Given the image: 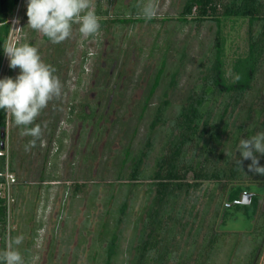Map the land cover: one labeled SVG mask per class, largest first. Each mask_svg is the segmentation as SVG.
Masks as SVG:
<instances>
[{"label":"rangeland","instance_id":"1","mask_svg":"<svg viewBox=\"0 0 264 264\" xmlns=\"http://www.w3.org/2000/svg\"><path fill=\"white\" fill-rule=\"evenodd\" d=\"M103 1L106 6V0ZM145 1L147 2V0H141L140 3L135 1L136 3L134 2V4L140 5L139 8L142 10ZM154 1L153 3L151 0L154 5V11L150 17H139L136 23H134L135 19H131L130 17L128 18V21L130 20V22H132L130 25L111 24L107 29L99 32V37L97 36V38L96 36H90L87 37L85 41L84 39L86 38L81 37L78 31V25H72L70 35L74 38L78 37V41L73 39L70 42L75 49V53L71 55L70 65L64 66V63H60L55 69V75L62 85L61 94L59 96H53L33 121V123L41 126V136L36 140L35 147L25 151L24 146L32 137L21 136L20 128L13 123L11 112H7L5 154L7 155L6 158L9 168L15 172L18 181L23 182L18 184L16 188V192L19 193L16 206L19 205L21 198H24L23 208L14 211V213L12 212L8 217V234L10 232L12 237H15L17 234L23 235L21 244L15 246L20 250L23 257L25 253L21 250V246L23 247L30 237V235H28L29 228L26 227L28 219L24 206L29 197H31V190L26 192L28 185H25V183L28 181H41L42 179H59L60 182H62L61 184H48L51 187L46 190L47 193L49 191L51 192L52 197H56L58 194L63 195L70 192L72 188H70V186L74 185V180L84 179L88 181L87 183L90 182L92 184L94 182H102L103 184H99L95 188V190L98 191L96 204L94 206H88L85 210L79 208L80 211L78 212L74 224L82 231L90 230V232L87 233V239L89 237L94 238L95 235L98 238L99 236H103L99 233L101 232V228L98 226V223H100L105 215L107 216L104 210L110 206V202L104 206V198L108 193L110 185H107V183H118L120 181L126 183L129 181L133 163L137 160L140 152L147 149L146 143L149 138L154 140V144L149 151V155L143 159L140 165L145 175L153 174L156 158L163 150L165 151L163 146L166 140L167 128L171 127L176 115L186 103L189 93L200 83L201 76L204 73L203 64H207V60L212 54V48L218 30L221 29L226 37V59L229 64L235 57L247 50L249 31V23L247 20L242 18L221 17L219 21L214 18H207L203 22H198L194 20L193 16H187V21L185 22L183 20L184 16L182 15V11L186 0ZM94 5L95 0H91L93 9ZM128 11L129 8H125L123 12L127 13ZM25 12V0H20L16 13L12 17L15 24L12 26L6 44L15 45L20 43L22 33L19 32L18 29L20 25L23 24L25 25V28H23V30H25L23 37L28 34L26 41L37 48L41 59L48 64V61H45V59L48 60V55H50L52 51L61 54L63 50H60V47H63L62 44H64L65 40L60 43H54L53 50L50 51V45L52 43L48 40L46 41L41 33L28 27ZM140 15L142 16V14ZM126 33L128 34L124 40ZM29 36L31 37L29 38ZM121 42L123 43L121 44ZM113 45L115 49L111 51L110 48ZM118 46H120V51L117 49ZM108 48L110 50L106 52L104 56L105 60H109L107 61V66L109 67L111 61L117 58L116 71L121 72L124 76L122 78L124 87L119 94L115 95L112 106H119V112L116 118L121 119L122 117V127L126 128V131L122 134H118L115 131L117 129L115 127L118 125L114 124V127L112 125V133H110L108 141L118 140V143L115 144L116 149L111 151L113 154L112 157L109 156L110 150L107 148V150H104V153H102L103 156L98 164L96 175H93L91 172L93 167L91 163L86 167V171L84 169L81 173H78L75 172L74 169L73 171L69 168V164L72 161L69 160L70 150L68 149H70V143L73 144V140L79 129V121H69L67 118L68 113L71 111L69 108L75 107V105L79 103V109L80 101L87 99L88 93L92 91V89L101 92L103 91L101 87L104 84L111 86L116 82L115 78L110 80L107 76L101 78L103 73H99V75L95 76V72L98 71L103 60L102 52ZM81 49L85 52L87 51V53H94L93 56L89 55V71L84 73L80 69L81 66L79 62L81 55H85V52L81 53ZM55 52L52 53V60L56 56ZM56 62L52 64L55 65ZM108 67L103 71L104 73L108 72ZM161 67H163V74L160 76V81L153 91L150 92L156 72ZM17 71L18 69H10L8 67V60L3 54L0 77H14ZM92 80L97 81L94 87H91ZM120 80L121 76L119 78V81ZM135 88L136 92L134 95ZM107 96V93L104 92L103 98L106 99ZM222 99L223 96L220 95L217 104L214 106L211 117L212 123L215 119L214 113L216 109L221 108L220 103ZM165 100L171 103L170 107L165 112L166 121L164 123H156V125L153 126L152 124L158 115V107ZM129 102L131 106L127 110L126 105H128L127 103ZM144 104H146V107L143 109ZM228 114H231L229 122H235V126L245 124V131L249 128H255V131H264V125H262L264 124V61L257 74L256 80L253 82V88L237 105H235V107L233 104L231 105ZM230 129H233V131L235 130L232 125ZM64 132L66 133L65 138L68 146L63 149V152L57 155L56 149L60 146L59 140ZM89 134L88 132L85 134L81 132L80 136L77 137V142H79V144L81 143V145H78L80 148L82 147L84 151L83 159L81 160V164L83 165L87 163V158H89L88 151L91 149L88 139ZM207 135L208 134H206V136ZM241 137L245 138L244 135ZM222 139L226 142L225 153H227L231 149L233 135L228 136L225 134L222 136ZM201 145L202 143L198 145L194 143L190 146L188 149V157L194 155L198 158L202 152ZM125 147L130 150V157L126 163L122 164L124 158L122 151H125ZM219 148L217 150L218 152ZM60 155H62V158H60L61 161H59L60 164L58 166H56L57 164H51L56 160L57 156ZM256 155L259 164L264 165V155ZM216 157L217 156H215V160ZM221 163L220 161L219 164ZM249 163L250 160H247L245 164L246 175L242 183H240V186L244 191L247 190L257 194L255 197H264V179H261L259 175L248 170L247 165ZM93 172H96V168H94ZM187 177L190 180L193 176L192 174H188ZM151 181L149 176L144 177L138 182V186L135 187L134 193H130L131 197H133V195L135 196L130 200L131 220L127 225L124 223L120 225V227L123 228L120 236V247L123 250H126L130 244H134V240L131 242L134 235L133 221L140 215L141 206L145 200L148 201ZM61 185H66V189L64 190ZM31 187L36 189L39 187V184L32 185ZM84 189L83 194L86 195V190L88 189L89 191V189H91L92 191V186L85 187ZM222 191L221 185H217L212 181H204L201 189L189 196L190 201L187 202V206L191 207L193 201L196 203L195 208L192 210V215L187 212L183 220L187 223L185 230L190 234L187 240L184 241L183 239L182 246L185 244L186 247H188V243L191 242L192 231L195 229V226H197L199 218L202 217L203 210L207 207L206 204L210 201L212 192H214L213 201H211L209 211L206 214L207 216H205L207 219L204 224L205 227H207L209 223L208 218L214 213L216 203ZM255 199L248 204H233L227 207L226 215L224 216L225 223L222 227L217 228L220 229V231L221 229L224 230L227 233V238L224 240V244L222 237L214 236L212 238L215 240V244L209 252V264H242L234 253L240 257L248 247L249 242L243 240L237 245L235 240L238 238L236 236L231 237V234L234 231H243L246 233L253 228V219H255L257 213L260 211L261 204V202H257ZM224 202L225 201H223L222 206ZM219 214H221V210ZM125 218L129 219L126 216ZM85 219H88L86 227V223H84ZM178 229L180 228H176V230ZM67 232L68 231H66V233ZM57 235L60 236V233L58 232ZM184 235L185 231L182 235L183 238H185ZM202 237L201 235L199 236V242L203 240ZM208 241L209 239L203 241V247L207 246L208 248V244H210ZM55 245L57 246V244ZM85 247H87L86 244ZM235 247H237V249ZM63 248L64 247L61 248L58 257L54 259L56 264H60L61 260L62 264H70L69 257L71 256L70 251L73 249V246H69L70 250L68 249L69 251L66 256L63 254L64 252H62L64 250ZM80 250L81 249L76 253L72 250L73 264L98 263L96 261L97 259H95V250H93L92 253H88L87 250H81L82 252ZM41 256V253H30L29 260L36 264ZM61 257L64 258L61 259ZM118 263L119 262L116 264Z\"/></svg>","mask_w":264,"mask_h":264},{"label":"flooded vegetation","instance_id":"2","mask_svg":"<svg viewBox=\"0 0 264 264\" xmlns=\"http://www.w3.org/2000/svg\"><path fill=\"white\" fill-rule=\"evenodd\" d=\"M135 1L136 2L138 1L137 3L141 2V0H106L107 5L105 6L103 0H95L94 11L98 18L99 30L93 36H96V38L97 36L99 37L98 35L99 32H102L104 29H107L108 26L111 24L112 25L113 24L130 25L132 23L130 22V20L128 21V18L130 17L131 19L132 18L135 19L134 23L138 21L139 17H142V18L146 17L143 14L142 10L139 8L140 5L134 4ZM152 1L153 3L155 2L154 0ZM145 3L146 1L144 2V4ZM125 8H129V11L127 13L123 12ZM140 14H142V16ZM23 28H25V25L22 24L20 25L18 29V31L22 33V38L20 39V43L27 42L26 38L28 34L23 37L24 31H25L23 30ZM127 34L128 33L125 34L124 40ZM30 37L31 36H29V38ZM42 37L46 41L47 40L50 41L46 36L42 35ZM77 38L78 37H75V38L72 37V35L66 38L64 44H62L63 47L62 46L60 47V50H63L62 53L60 51L61 54H58L55 51H52L54 43L50 41V43H52L50 45L51 46L50 51L52 52L49 51L50 55H48L49 56L48 60L45 59V61H48V64L54 66L55 69L58 67V64L60 63H64L63 64L64 66L70 65L71 55L75 53V49L73 48V45L70 42L73 39L78 41ZM84 40L86 41L87 38ZM122 43L123 42H121V44ZM119 48L120 46H118L117 48L120 51ZM110 49L111 51H113L115 49V46L113 45ZM110 49L108 48L107 50L102 52L103 60L101 62L100 68L98 69L97 72H95V76L99 75V73H103L101 75V78H103L104 76H107L109 80L112 78H115L116 82H114L111 86L107 84H104L103 86L100 85L102 86L101 89H103V91L101 92L96 91L95 89H92V91L88 93L87 99L80 101L79 109H78L79 103H77L75 107L69 108L71 111L68 113V117H67L68 120L69 121H72V120L79 121V129L75 135L73 144L70 143V149H68L70 150L69 160L72 161L69 164L70 165L69 168L71 170L74 169L75 172H78V173L79 172L81 173L84 169L86 171V167L91 163L93 165L91 172L93 175H96L98 164L103 156L102 153H104V150H107V148L110 150L109 156L112 157L113 154L111 153V151L116 149L115 144L118 143V140L108 141L110 133H112V128H111L112 125L113 127H114V124L118 125L115 127L117 128L115 131L118 134H122L124 131H126V128L122 127L123 126L122 124L123 121L121 122L122 117L121 119L116 118V115L119 112V106L118 105L112 106V103H114L115 95L119 94L120 91L124 87L122 83L123 82L122 78L124 76L122 75L121 72L116 71L117 62H118L117 58L111 61V64L109 65V67L107 66V63H108L107 61L109 60H105L104 56H105V53L108 52ZM54 52L56 53V56L54 55L55 58L52 60V55H53L52 53ZM83 52L85 51L81 49V53ZM89 55L93 56L94 53L93 52L87 53L86 51L85 55L83 54L81 55L79 62L81 66L80 69L82 70L83 73L89 71V66H88L90 62ZM55 62H56L55 65L52 64ZM107 67L109 68L107 69L108 72L104 73L103 71L106 70ZM162 74H163V67H161L156 72L155 80L153 82V86L150 92H152L155 86L159 83L160 78H161L160 76ZM120 76H121V80L119 81ZM96 83H97L96 80H92L91 87H94ZM104 92H106L108 95L106 99L103 98ZM135 92H136V88L134 89V95H135ZM165 102L166 100L163 101V103L158 107V115L152 124L153 126H155L156 123H164L166 121L165 112L168 110L171 103L168 107H166L167 105ZM127 104L128 105H126V107L128 110L131 106L130 105L131 103L129 102ZM145 107H146V104L143 105V109ZM162 109L164 111V122L159 119ZM216 112H217V109L214 113V118H215ZM6 124H7V120H6ZM168 129L169 128H167V131ZM81 132L82 134H85L87 132L90 133L88 139L90 141L89 144H90L91 149L88 151L89 158H87V161H86L87 163L85 165L81 164L84 151L82 150V147L81 148L79 147L81 143L79 144V142H77V137L80 136ZM65 134L66 133L64 132L61 139L59 140L60 146H58L56 149L57 155L63 152V149H65L68 146L67 140L65 138ZM108 142H109V145H108ZM153 144H154V140L152 138H149L146 143L147 149L144 151H141L137 157V160L133 163L132 171L129 175L128 182L124 183L120 181L118 183H114V182L107 183V185L109 184L110 185L108 188V193L104 198V203H105L104 206H106L108 202H110V206L104 210V213H106L107 216L105 215V217L101 219L100 223H98L99 224L98 226L101 228V232L99 233L103 235V236H99V238L96 237L95 235L94 238L89 237L87 239V233L90 232V230L82 231L81 229H79V227L75 226L74 222L76 221L78 212L80 211L79 208L85 210L86 208H88V206L90 205L94 206L96 204L98 191L95 190V188L99 184H103L102 182L101 183L94 182L92 184L90 182L87 183L88 181L84 179L74 180L75 183L73 186H70V188L72 187L70 192H68L67 194H63V195L58 194L56 197L55 196L52 197L51 192L49 191L47 193L46 190L50 189L51 187L48 184H61L62 182H60L59 179H55V178L42 179L41 181H36V182L28 181L27 183H25V185L30 186V187L27 186L26 192L28 190L29 191L31 190V194H30L31 197H29V199L26 202V205L24 206L26 216L28 219L26 227L29 228L28 235H30V237L27 243H25L23 247L21 246V250H23V252L25 253L24 259L27 262V264H35L29 260L30 253H35V254L41 253L42 254L40 260L36 264H56L54 262V259L58 257L61 248L64 247L63 248L64 250L62 252H64L63 254H65L66 256L67 252L70 250L69 248L70 245L73 246L72 250L75 251V253L79 249L87 250L88 253H92L93 250H95L94 252L96 253L95 259H97L96 260L98 262L97 264H116L117 262H119L118 264H132L137 256L138 246L141 244V241H142L143 229L146 226V222H147V210H148V206L150 205L151 199H152L151 191H152L153 180L151 179V175H145L143 173V169L140 163H142L143 159L149 155V151L153 147ZM164 145H165V142H164ZM124 150L125 151H122L124 155L122 164L126 163V161H128L130 157V150L127 147H125ZM60 158H62V155L57 156L56 160H54L53 163L51 164H54V165L57 164L56 166H58L60 164L59 161H61ZM94 168H96L95 173L93 172ZM188 174H192V172H189ZM146 176H149V178L152 180L151 185H150L151 188L148 194V201L145 200V202L141 206L140 215L136 217V219H134L133 221L134 235L131 239V242L132 240H134V244H130V246H128L126 250H123L120 247L121 246L120 236L123 231V228H121L120 225L122 223L127 225V223L130 222L131 220L130 219V216H131L130 200H132V198L135 197L134 195L133 197H131L130 193H134L136 189L135 187L138 186V182H140V180ZM186 179H187V182L194 183V181L192 179L189 180L187 176H186ZM21 183L23 182H19L18 177H17L16 182L13 187L14 202L11 207L10 214L12 212L14 213V211H18L21 208H23L22 205L24 202V198H21V201L18 207L16 208V205H17L16 200H17V196L19 195V193L16 192V188L18 184H21ZM36 184L37 185L39 184V187H37L36 189L31 187L32 185H36ZM88 186H92V191L91 189H89V191L87 189L86 190L87 193L85 195L83 194L85 190L84 188L85 187L87 188ZM61 187H63L64 190L66 189V185H61ZM199 189L200 187H197V188L192 187L188 191L182 192V195L186 196V199H185L186 203L190 201L189 196L192 193L198 191ZM248 194H251L252 196L250 203L253 202L255 198L257 202H261L260 211L257 213V216L255 217V219H253L254 224H253L252 229H250L246 233H244L243 231H238V232L234 231L231 234V237L236 236L238 238L237 240H235L236 242L234 241L235 243H237V245L243 240H247L249 242L248 247L240 255V257L235 253L234 255H236V257L240 259L242 264H264V197H261V198L255 197L257 196V194H255L254 192L247 191V190L246 191L242 190L239 195V198L236 199L234 202H228V201L224 202L225 206L222 208L221 214L219 216L220 221L218 220V223H214L213 225H211V228H210V224L213 219L214 213L212 214V216L208 218L209 223L207 227H205V224H204V222L207 219V217L205 216L207 215L204 216L203 214L202 217L199 218V222L197 226H195V229L192 231V235H191L192 240L191 242L188 243V247H186L185 244L182 246L183 239L184 241L187 240L190 234L187 230L184 229L185 238L181 240L180 246L177 248V251L180 252L182 250H188L189 253L190 252L192 253L191 258L188 260L189 264H209L208 262L209 252H210V249H212V246L215 244V240L212 239L213 236H210L208 238L209 239L208 243L210 242V244H208V248L207 246L203 247L204 239L202 238L203 240L199 242L200 240L199 237L195 236L199 228L198 226L200 222L202 221V218L204 217L203 232L212 231L213 235L217 233L219 237L223 238V244H224L225 243L224 240L227 238V233L224 230L221 229L220 231V229H217V228L218 227L220 228L222 227V225H224L223 223H221V221L224 219V216L226 215V209L228 206H231L233 204H248V203L240 202L241 200H243V197ZM245 199H248V198L246 197ZM195 203L196 202L193 201L191 207ZM191 207H188L187 211H189ZM185 214L179 215V216L173 214L170 217H165L164 223H166V225L169 224L168 226H172L173 224L171 221H174V219H177V221H180L181 223V224H177L178 225L177 228H180L177 231L180 232L179 235H183L182 230L184 226H187V223L183 221L185 218ZM125 216L128 217L129 219L125 218ZM87 222H88V219H85L84 221V223H86L85 227L87 226ZM66 231L68 232L66 233ZM147 231L149 230H146V232ZM58 232L60 233V236L57 235ZM12 238L13 237L11 236L9 232L8 234L9 243L11 242ZM55 244H57V246ZM85 244L87 247H85ZM235 248L237 249V247ZM72 250L70 251L71 256L69 257L70 264H73V257H72L73 251ZM76 257H77V254H76ZM62 258L64 257H61V259ZM60 264H62V260L60 261Z\"/></svg>","mask_w":264,"mask_h":264},{"label":"trees","instance_id":"3","mask_svg":"<svg viewBox=\"0 0 264 264\" xmlns=\"http://www.w3.org/2000/svg\"><path fill=\"white\" fill-rule=\"evenodd\" d=\"M19 3L20 0H0V45L8 41L12 29L11 19ZM183 9L184 21H187V16H193L198 22H203L207 18L219 21L221 17L247 20L248 46L246 51L229 64L226 59V37L221 29L218 30L212 54L207 64H203L204 73L201 81L189 93L186 104L181 107L166 132L163 146L165 151L163 150L155 160V169L151 175L152 199L147 210V222L137 256L132 264H189L188 260L192 253L188 250L177 251L183 239L176 230L177 224H181L180 221L174 219L171 221L173 225L168 226L169 224L164 223L165 217L173 214L184 215L186 212L192 214L195 204L187 211L186 196H183L182 192L192 187L201 189L204 181H212L221 185L223 190L216 203L210 228L214 223H218L220 210L225 206H222L223 201L234 202L239 198L242 191L240 183L246 175L247 160H242L240 166L237 164L240 157L239 151L234 154L235 146L242 135L246 138L256 132L255 128L245 131V124L235 126V122H229L231 114L228 112L232 104L235 107L253 88V82L264 61V0H186ZM3 54L0 50V69ZM220 95L223 96L221 108L217 109L212 123V111ZM165 103L166 107L170 105L167 100ZM7 112L0 109V128L6 125ZM159 117L164 122L163 109ZM231 125L235 128L234 131L230 129ZM225 134L233 135L232 146L227 153L226 142L222 139ZM194 143L197 145L202 143V152L198 158L194 155L188 157L189 146ZM1 150L4 149L0 147ZM6 164V156L0 155V170L5 169ZM189 172H192L194 183L187 182L186 176ZM259 177L264 179V176ZM213 197L214 192L203 210L204 216L209 211ZM203 221L204 217L195 236H203L204 241L210 236H218L217 233L213 235L212 231L203 232ZM221 223L224 224L225 220L223 219ZM185 228L186 226L182 234ZM7 244L8 213L5 206H0V250Z\"/></svg>","mask_w":264,"mask_h":264},{"label":"clouds","instance_id":"4","mask_svg":"<svg viewBox=\"0 0 264 264\" xmlns=\"http://www.w3.org/2000/svg\"><path fill=\"white\" fill-rule=\"evenodd\" d=\"M25 6L28 27L46 36L52 43H60L68 38L73 24L78 25L83 38L93 36L99 30L91 0H25ZM153 11V3L147 0L142 8L143 14L150 17ZM0 50L8 60V67L18 69L14 77H0V109L11 112L21 136L32 137L24 146L28 151L36 146V140L41 136V126L33 121L53 96L61 94L62 85L54 74V66L45 63L32 44H3ZM237 150L239 166L242 160H250L248 170L264 176V165L259 164L256 155H264V131H256L246 138L240 137L234 154ZM22 240L23 235L17 234L0 250V264H27L15 247Z\"/></svg>","mask_w":264,"mask_h":264},{"label":"built area","instance_id":"5","mask_svg":"<svg viewBox=\"0 0 264 264\" xmlns=\"http://www.w3.org/2000/svg\"><path fill=\"white\" fill-rule=\"evenodd\" d=\"M12 26H14V19H11ZM0 155H5V151L1 150ZM16 174L11 168H9L8 161L5 169L0 170V206H5L8 217L11 211V207L14 202L13 187L16 182Z\"/></svg>","mask_w":264,"mask_h":264},{"label":"water","instance_id":"6","mask_svg":"<svg viewBox=\"0 0 264 264\" xmlns=\"http://www.w3.org/2000/svg\"><path fill=\"white\" fill-rule=\"evenodd\" d=\"M5 146H6V127L1 126V128H0V147L2 149H5ZM246 197L248 199H245ZM251 197H252L251 194L245 195L243 197V200H241L240 202L241 203H250Z\"/></svg>","mask_w":264,"mask_h":264},{"label":"crops","instance_id":"7","mask_svg":"<svg viewBox=\"0 0 264 264\" xmlns=\"http://www.w3.org/2000/svg\"><path fill=\"white\" fill-rule=\"evenodd\" d=\"M6 147V146H5ZM4 151H5V149H4ZM6 152V151H5ZM18 206H16V208H17Z\"/></svg>","mask_w":264,"mask_h":264}]
</instances>
